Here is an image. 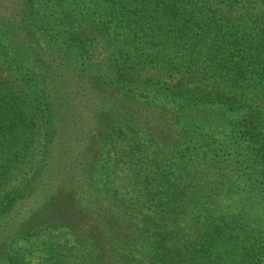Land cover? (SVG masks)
I'll return each mask as SVG.
<instances>
[{"label": "trees", "instance_id": "1", "mask_svg": "<svg viewBox=\"0 0 264 264\" xmlns=\"http://www.w3.org/2000/svg\"><path fill=\"white\" fill-rule=\"evenodd\" d=\"M21 1L49 35L52 23L31 12L32 0ZM153 1L167 17L188 5L195 11L191 0ZM234 23H196L207 37V60L232 90L244 80L263 87L264 30L243 32ZM91 65L89 56L77 66L95 79ZM101 70L110 82L138 85L134 73ZM145 88L150 105L164 109L165 102L175 111L96 112L88 135L68 119L55 122L42 95L40 112H23L10 110L0 94V264H29L35 252L51 264H264L260 114L242 102L210 117L199 95ZM220 124L228 127L224 139L216 137Z\"/></svg>", "mask_w": 264, "mask_h": 264}, {"label": "rangeland", "instance_id": "2", "mask_svg": "<svg viewBox=\"0 0 264 264\" xmlns=\"http://www.w3.org/2000/svg\"><path fill=\"white\" fill-rule=\"evenodd\" d=\"M138 1L134 5V0H32L31 12L52 23L46 35L31 19L33 14L29 18L21 0H0V94L10 110L40 112L36 100L42 95L55 122L68 119L69 127L88 135L96 112H126L131 107L144 115L174 112L175 108L165 102L161 103L164 109L157 108L158 102L149 104L145 87L155 85L161 90L180 89L199 95L196 97L204 101V112L210 117L218 118L229 112L227 108L245 102L264 123V86L252 88L248 85L252 82L244 80L232 90L231 81L213 71L207 60V37L196 24L229 19L243 32H259L264 30V0L240 4L191 0L195 11L189 5L180 7L174 17H167L165 7L153 0ZM190 23L195 29L181 31ZM89 56L92 65L88 70L97 81L77 66ZM101 69L108 77L115 72L134 73L138 85L126 87L125 78L118 80L122 83L110 82L101 77ZM32 71L38 73V82L32 79ZM127 92H136L135 99L131 95L127 99ZM123 97L125 103L117 109L116 100ZM156 120L152 125L157 126ZM216 126L220 133L216 137L224 139L228 127ZM74 144H70L72 154H77L79 147ZM252 161L253 157L249 163ZM29 259V264H51L38 252Z\"/></svg>", "mask_w": 264, "mask_h": 264}]
</instances>
